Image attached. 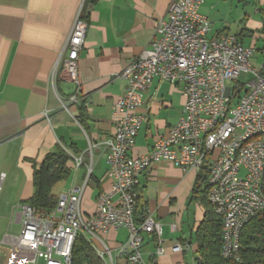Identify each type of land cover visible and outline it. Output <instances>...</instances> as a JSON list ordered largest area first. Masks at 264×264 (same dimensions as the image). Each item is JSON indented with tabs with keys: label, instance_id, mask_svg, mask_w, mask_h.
<instances>
[{
	"label": "crops",
	"instance_id": "obj_1",
	"mask_svg": "<svg viewBox=\"0 0 264 264\" xmlns=\"http://www.w3.org/2000/svg\"><path fill=\"white\" fill-rule=\"evenodd\" d=\"M170 1L0 0V183H22L12 193L7 188L1 201V216L8 215L7 231L13 225L18 229L4 233L0 264L8 263L9 242L20 230V205L33 193V166L47 153L63 150L72 158L86 151L89 142L96 145L87 182L96 185L93 201L90 192L84 194L87 187L81 197L87 214L94 210L97 195L108 189L104 141L112 136L117 118L113 105L125 87L120 72L147 48ZM80 8L86 22L77 59L80 99L71 103L67 100L74 85L65 79L61 62ZM199 12L211 22L208 37L235 35L264 57V0H205ZM183 103L179 85L154 78L144 93L139 109L143 120L129 154H148L175 124ZM94 157L102 162L100 174L93 173ZM67 166L71 172L72 159ZM196 176L194 170L183 171L166 159L140 174L137 210H149L161 225L159 237H144L143 258L150 264L198 263L196 233L207 205L194 194ZM60 183L65 181L52 188L55 196L63 192L56 191ZM126 235L125 229H111L105 239L115 250ZM158 243L164 253L156 256Z\"/></svg>",
	"mask_w": 264,
	"mask_h": 264
},
{
	"label": "built area",
	"instance_id": "obj_2",
	"mask_svg": "<svg viewBox=\"0 0 264 264\" xmlns=\"http://www.w3.org/2000/svg\"><path fill=\"white\" fill-rule=\"evenodd\" d=\"M205 0H172L156 21L148 46L120 72L123 94L113 105L117 118L104 141L108 189L100 192L94 210L81 206L92 170L93 148L72 157V169L84 167L82 183L56 196V205L41 210L20 205L18 235L12 236L7 264H71L78 235L90 244L101 264H150L143 258L144 237L161 235L151 212H138L139 176L150 165L169 160L183 171L207 168V200L221 221L223 258H239L242 227L264 209V62L255 65L252 48L235 35L208 37L211 22L199 12ZM76 14L65 41L62 73L74 85L71 103L80 99L77 59L86 22ZM240 74L250 78L238 81ZM179 85L184 97L181 114L148 154L129 151L143 120L139 112L152 80ZM232 85H227V82ZM125 229L123 242L112 250L105 235ZM96 240L98 247L91 241ZM158 243L154 255H162Z\"/></svg>",
	"mask_w": 264,
	"mask_h": 264
},
{
	"label": "trees",
	"instance_id": "obj_3",
	"mask_svg": "<svg viewBox=\"0 0 264 264\" xmlns=\"http://www.w3.org/2000/svg\"><path fill=\"white\" fill-rule=\"evenodd\" d=\"M86 4L95 0H85ZM81 109V106L79 107ZM70 156L63 150L47 153L39 163L33 166V193L23 200L32 207L50 210L56 205V196L52 193L54 184L68 179L70 169L67 162ZM207 168L204 165L197 173L194 194L207 205L205 218L197 230V264H264V209L242 227L239 233V258H223L221 249V221L207 200ZM92 177L90 174L89 178ZM264 194V176L262 190ZM71 264H101L88 241L78 235L71 250Z\"/></svg>",
	"mask_w": 264,
	"mask_h": 264
},
{
	"label": "rangeland",
	"instance_id": "obj_4",
	"mask_svg": "<svg viewBox=\"0 0 264 264\" xmlns=\"http://www.w3.org/2000/svg\"><path fill=\"white\" fill-rule=\"evenodd\" d=\"M263 54L260 53V52H254L253 55H252V62H254L255 64H260L263 62ZM250 77L246 74H240L239 78H238V81L240 82H243L248 80ZM232 85V82L228 81L227 82V85ZM65 86L64 87H67V88H71V84L69 83H65L64 84ZM70 159H72L70 157ZM97 160V158L94 157V165H93V173L94 174H100L99 172V169L101 168V164L102 162ZM82 169V168H81ZM79 169L78 171H75L74 169L71 170V176L68 178V179H65V183H60L58 184L59 186L57 187L56 191L59 189V188H62L63 191H65L66 189H68L69 187H71V185L73 184L72 182L76 181L77 184L79 183H82V179L80 178L81 177V174H82V170ZM22 183H0V207H1V204H2V198L5 194V192L9 189V192L12 193L14 191V189H17V186H20ZM87 184V189L85 191V195L90 192L91 194V198L90 200L93 201V197H94V194H95V190H96V185L94 183H86ZM8 188V189H7ZM7 223H8V215H4V216H1V213H0V260L3 256V247H5L4 244L1 243V239L4 235L5 232H7L8 234L9 233H15L17 231V226H14L12 227V231H7ZM97 247H98V244L96 243V240H91Z\"/></svg>",
	"mask_w": 264,
	"mask_h": 264
}]
</instances>
